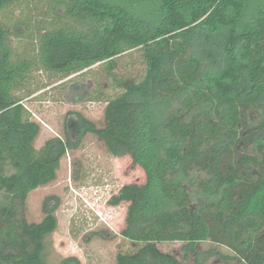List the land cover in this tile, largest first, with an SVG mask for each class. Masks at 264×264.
<instances>
[{"label":"trees","instance_id":"16d2710c","mask_svg":"<svg viewBox=\"0 0 264 264\" xmlns=\"http://www.w3.org/2000/svg\"><path fill=\"white\" fill-rule=\"evenodd\" d=\"M136 53L143 69L121 72ZM97 64L118 91L103 126L81 117L84 132L146 175L108 200L127 203L121 234L135 246L114 264H264V0H0V264L71 260L50 261L53 211L18 218L68 150L60 137L36 147L24 99L35 72Z\"/></svg>","mask_w":264,"mask_h":264},{"label":"rangeland","instance_id":"374dc122","mask_svg":"<svg viewBox=\"0 0 264 264\" xmlns=\"http://www.w3.org/2000/svg\"><path fill=\"white\" fill-rule=\"evenodd\" d=\"M15 45L21 50L25 40L15 38ZM121 62L123 73L128 68L130 73L143 69L137 53L124 56ZM29 91L24 103L42 126L36 147L60 137L68 150L56 179L31 191L23 206L18 203V218L39 222L48 211L55 213L58 227L49 237L51 262L71 258L69 264H114L118 252L135 246L121 234L127 203L112 206L108 200L125 184H143L146 175L140 166L132 164L130 156H114L99 136L84 132L81 117L103 126L107 100L118 90L97 64L88 72L66 78L35 72ZM159 247L182 256L180 242L160 243ZM218 248L228 252L213 242L200 244L201 251L209 254ZM209 264L226 263L215 254Z\"/></svg>","mask_w":264,"mask_h":264}]
</instances>
